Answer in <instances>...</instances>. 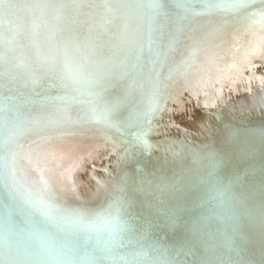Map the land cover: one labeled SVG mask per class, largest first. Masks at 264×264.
Listing matches in <instances>:
<instances>
[{
    "label": "bare ground",
    "instance_id": "obj_1",
    "mask_svg": "<svg viewBox=\"0 0 264 264\" xmlns=\"http://www.w3.org/2000/svg\"><path fill=\"white\" fill-rule=\"evenodd\" d=\"M11 2L0 16V56L15 77L6 75L5 87L0 81V264H264V69L245 75L253 60L264 65V20L195 15L171 47L165 33L175 25L161 21L160 62L146 54L129 77L94 89L98 109L116 105L114 121L156 111L157 132L146 137L154 147L121 159L113 145L136 126L106 128L84 118L85 97L58 99L67 92L50 77L32 83L54 43L73 29L88 35V7ZM113 2L127 3L109 26H119L126 43L144 0ZM205 2L190 0L193 12ZM197 97L201 108L191 105ZM169 105L178 137L156 124ZM95 160L103 166L93 176ZM83 163L86 184L73 192ZM101 217L125 231L96 232Z\"/></svg>",
    "mask_w": 264,
    "mask_h": 264
},
{
    "label": "snow or ice",
    "instance_id": "obj_2",
    "mask_svg": "<svg viewBox=\"0 0 264 264\" xmlns=\"http://www.w3.org/2000/svg\"><path fill=\"white\" fill-rule=\"evenodd\" d=\"M4 4L5 0H0V16L13 8L11 0L7 9L4 8ZM69 5L77 8L86 6L90 10L88 35L82 37L73 29L67 36L54 43L53 54L41 60L42 71L32 83L50 77L53 82H58L57 87H62L67 92L64 97L58 99L71 102L80 101L81 97H85L84 102L88 107L84 111V118L98 119L106 128L116 127L119 130L122 127L127 131L129 127L136 126L138 131L132 133L128 139L113 145L123 152L121 159H130L137 151H150L154 147L146 137L157 132L152 123L156 111L143 113L135 120L114 121L111 114L116 110V105L98 109L93 97H98L99 91L94 89L101 81H108L109 78L129 77L141 65L146 54L152 57L154 64L160 62L158 34L164 32L161 21L167 20L175 25L174 31L165 33L169 37L168 46L171 47L183 35V28L186 27L184 21H191L195 15L212 16L219 13L244 12L246 19L260 17L264 20V0L259 8L256 7L255 0H207L200 3L198 13L193 12L190 0H176L175 3L170 0H144L143 3L136 4L138 16L134 36L125 43L119 26H109L112 25L116 14L125 9L127 3H114L113 0H102L100 3L95 0H71L70 3H63L61 6ZM6 75L9 81L15 79L10 70H5L3 58L0 56V81L4 87ZM85 84L88 85L87 88L84 87ZM9 104L5 105V121L8 120ZM197 104L199 106V101ZM125 185L126 180H122L121 191ZM144 190L143 186L137 189ZM92 228L96 232H107L112 237L118 231H125L124 226L114 219L103 217L98 223L93 224ZM112 242L116 241L113 239ZM142 255L147 256V252Z\"/></svg>",
    "mask_w": 264,
    "mask_h": 264
},
{
    "label": "water",
    "instance_id": "obj_3",
    "mask_svg": "<svg viewBox=\"0 0 264 264\" xmlns=\"http://www.w3.org/2000/svg\"><path fill=\"white\" fill-rule=\"evenodd\" d=\"M260 62L261 61H258V60L254 61L253 60L250 63V65L252 67L250 69L246 70L245 75L247 76L249 74V76H251V75H253V73H254V75H256L255 71H257V69H259V68H263L264 69V65L261 64ZM225 93L226 92L223 93V95L220 97V99H222L224 97ZM190 99H191V105L193 107H195L194 105H196L198 108H201V106L200 105L198 106V104H197L198 99L200 100V97L195 98V101L192 98H190ZM220 99L218 100L217 104H213L212 105L213 108H216V109L220 108V104L223 103ZM186 105H188V106H186ZM186 105H184L185 110H189L190 109L189 104H186ZM173 108H174V106H172V105L171 106L170 105L167 106L163 110V112L159 115V117L157 118V121L155 120L158 128L160 127V125L165 126V130L169 132V133L166 132L167 133L166 136H168V137H176V136L178 137L179 135L176 134V133L181 131V127H179L177 125V121L173 120V117H174L173 114H170V112L173 110ZM217 112H219V110ZM158 139H159V136L157 138H154L152 136V140H158ZM102 150L103 149H101V150L93 149L91 152H93V153H95V151L101 152ZM135 161H137V160H135ZM135 163H137V162H135ZM101 166H103L102 162L100 163V160H95V163L93 164V167L90 168V169H92L91 173L93 174V176L97 175V172L99 171L98 169H101ZM85 168H86V166L84 165V163L82 165H77V167L75 169V180L74 181L75 182L80 181V183H74L73 192H76L77 189H79L82 185L86 184L84 179H81V177L84 178V176L81 175V172L84 171ZM80 195L83 196V194H80ZM81 199L84 200V198H81Z\"/></svg>",
    "mask_w": 264,
    "mask_h": 264
}]
</instances>
